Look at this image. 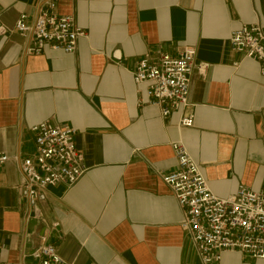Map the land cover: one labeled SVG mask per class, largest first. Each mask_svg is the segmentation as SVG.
Returning <instances> with one entry per match:
<instances>
[{
    "label": "crops",
    "instance_id": "obj_1",
    "mask_svg": "<svg viewBox=\"0 0 264 264\" xmlns=\"http://www.w3.org/2000/svg\"><path fill=\"white\" fill-rule=\"evenodd\" d=\"M46 1L0 0V26L21 14L32 23ZM55 3L86 34L74 53L29 56L30 37L0 36V152L10 158L0 168V264H35L29 254L42 235L62 264H200L159 176L175 168L171 144L181 142L215 196L239 187L264 196V77L228 41L242 26L264 28V0ZM185 47L208 65L189 80V129L178 128L179 114L162 118L145 105L146 86L131 76L144 55ZM41 122L75 131L87 171L69 189L47 187L34 207L20 160L33 153L30 128ZM219 264L264 263L224 253Z\"/></svg>",
    "mask_w": 264,
    "mask_h": 264
},
{
    "label": "built area",
    "instance_id": "obj_2",
    "mask_svg": "<svg viewBox=\"0 0 264 264\" xmlns=\"http://www.w3.org/2000/svg\"><path fill=\"white\" fill-rule=\"evenodd\" d=\"M32 23L21 14L9 29L0 26V36L14 33L30 37L26 48L29 56H38L45 48L66 55L74 53L76 42L86 34L72 16L55 13V0ZM229 49L244 59L259 64L264 77V28L259 24L242 26L229 36ZM196 50L183 48L176 56L161 53L144 55L131 73L133 82L145 85V101L159 111L162 118L179 114L178 128L193 126V115L186 114L188 88L195 72L204 76L208 65L196 62ZM34 150L20 160L22 192L30 206L45 201L47 187L74 186L87 171L83 156L74 144L75 131L67 126L41 122L30 128ZM175 168L160 175L182 215L181 228L186 231L200 264H219L222 254L237 253L249 260L264 263V196L239 187L226 198L215 196L209 189L198 164L181 142L171 144ZM10 158L0 152V168ZM44 223V221H41ZM55 229L57 224H52ZM29 256L35 264H62L56 247L44 235Z\"/></svg>",
    "mask_w": 264,
    "mask_h": 264
}]
</instances>
